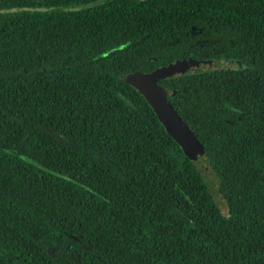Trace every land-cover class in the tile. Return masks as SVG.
Listing matches in <instances>:
<instances>
[{
    "label": "trees",
    "instance_id": "1",
    "mask_svg": "<svg viewBox=\"0 0 264 264\" xmlns=\"http://www.w3.org/2000/svg\"><path fill=\"white\" fill-rule=\"evenodd\" d=\"M187 58L221 199L131 83ZM0 264H264V0H0Z\"/></svg>",
    "mask_w": 264,
    "mask_h": 264
},
{
    "label": "water",
    "instance_id": "2",
    "mask_svg": "<svg viewBox=\"0 0 264 264\" xmlns=\"http://www.w3.org/2000/svg\"><path fill=\"white\" fill-rule=\"evenodd\" d=\"M235 66L236 63L230 59L193 60L187 58L150 74H138L131 78L132 85L151 106L166 132L191 161L216 199H221L218 189L219 178L211 166L207 152L189 125L169 102L171 91L158 81L185 74L230 70Z\"/></svg>",
    "mask_w": 264,
    "mask_h": 264
}]
</instances>
